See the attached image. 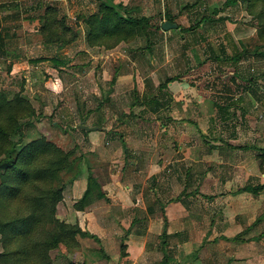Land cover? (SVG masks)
<instances>
[{"label": "rangeland", "instance_id": "374dc122", "mask_svg": "<svg viewBox=\"0 0 264 264\" xmlns=\"http://www.w3.org/2000/svg\"><path fill=\"white\" fill-rule=\"evenodd\" d=\"M105 1L121 4L134 16L148 17L144 34L125 41L111 40L100 46L90 45L86 38L85 19L97 11L98 0H0V32L7 36L4 38L5 51L0 50V92L9 98L19 94L35 110V114L23 126L25 144L45 139L64 151L74 152L73 167L58 179L60 182H67L65 189L74 182L80 188L86 186V189L89 177L97 180L96 176L102 175L104 180L105 176L121 173L122 164L123 178H127L122 182L128 184V176L135 172V165L130 166V157L126 155L133 148H146L135 144L136 140L147 141L146 133H143V138L138 139L134 130L139 132L153 125L159 126L162 118H170L174 122L179 120L186 123V128L193 126V101H190L184 118L177 117L176 113L181 103L169 99L167 93L158 95V101L165 104L159 103L157 112L151 111L150 104L139 103L149 102V96L156 95L157 86L167 78L178 76L181 82L185 81L189 89L184 96L191 100L201 83L206 89L203 91L207 99L206 109L210 107L208 100H211L219 106L218 110L231 113L235 109L227 102V98L235 93L238 86V90L240 86L246 89L250 87L248 95L243 93L246 99L257 98L260 103L264 98V56L254 54L257 46H264V0H257L251 7L246 0H172L174 3L169 6L164 5L161 0H156L153 4H149L147 0ZM47 7L52 8L54 18L72 28L75 35L73 41L60 46L53 38L47 40L43 37L40 28ZM168 18L178 24L179 35L167 41L161 36H164L163 32L171 34L170 29L163 31L162 28L151 35V27L162 24ZM201 30H208L210 35L200 39L198 34ZM226 30L233 33L232 39L223 35ZM189 31L193 33L188 34ZM226 41L230 44V55L235 52L233 44H239L253 54L237 64L229 61L232 63L230 68L222 71L226 72V79L223 78V73L215 69H210L214 71L210 72L208 66H216L210 60L205 68H198L195 72L182 57L179 58L182 52L189 59L194 54L204 57L202 51L208 44L218 48L219 44ZM242 48L239 49L243 50ZM260 50L264 51V47ZM14 53L20 56L14 58ZM164 55L170 61L163 59ZM179 59L182 61L177 62ZM194 65H197L196 62ZM231 79L240 80V85L230 83L228 96L219 93L224 88L221 85L224 80ZM252 80L253 85L249 83ZM206 85L211 90L208 91ZM250 104L254 105L252 102ZM233 114L228 120L230 118L233 123L239 124L238 113ZM256 114L263 115L260 122L264 125V108H260ZM118 118L121 119L119 126L113 128ZM219 120L222 122L224 119ZM83 121L88 126L104 128L109 134L92 130L85 132L77 128L76 125L83 124ZM219 124L222 125L220 122ZM186 136L190 139L191 133H186ZM123 157L127 160L122 159ZM115 184L121 188L120 184ZM149 184L150 182L147 189ZM98 185L99 191L103 192L104 182ZM109 188L110 190H105L106 193H117L113 184ZM121 189L128 195L133 194L124 184ZM96 192L94 189L87 198L86 206L99 200ZM83 194L75 197L74 204L69 202L70 205L61 208V202H65L62 192L55 217L65 224L77 225L66 222L73 221V213L70 212L78 210L75 204ZM207 197L200 193L196 196L197 203L204 202ZM104 200L112 202L113 199L105 197ZM118 234L122 235L124 231L119 230ZM91 235L93 237H77L76 247L60 246L49 251L50 264H86L87 255L93 249H97L96 252L100 249L97 236Z\"/></svg>", "mask_w": 264, "mask_h": 264}, {"label": "crops", "instance_id": "0c3cea01", "mask_svg": "<svg viewBox=\"0 0 264 264\" xmlns=\"http://www.w3.org/2000/svg\"><path fill=\"white\" fill-rule=\"evenodd\" d=\"M161 1L167 6L174 3L172 0ZM147 2L153 4L156 0ZM169 31L171 34L163 32L164 36H161L167 41L179 35L177 28ZM208 35V30L198 34L200 39ZM223 35L232 39L233 33L226 30ZM228 46V41L219 44L218 48L208 44L202 51L204 57L194 54L189 59L182 52L179 58L182 57L195 72L205 68L210 60L216 66L211 68L209 65V70L223 73L226 79L227 74L222 71L230 68L232 63L227 59L233 55ZM240 47L243 46L233 44L234 51ZM164 58L170 61L168 56L164 55ZM233 82L240 85V80H224L221 85L225 89L219 93L228 96V85ZM249 83L253 85V80ZM198 86L192 100L184 96L189 89L185 81H172L163 91L169 99L181 103L177 117L184 118L190 101L195 103L191 128H186V123L179 120L162 118L159 126L153 125L139 132L134 130L138 139L146 133L147 141L136 140L134 143L144 145L145 150L133 148L126 155L130 157V166L135 165V172L128 176V184L122 182L127 179L123 178L124 164L119 174L105 176L104 180L102 175L100 179L96 176L98 184L104 182L103 196H96L99 200L70 212L73 221L66 223H76L81 230L96 235L100 243L98 252L93 249L87 255L86 264H264V187L256 194L244 190L245 187L264 186V158L261 156L264 153V125L260 122L263 115L256 114L264 108V98L260 103L257 98L246 99L243 93L248 95L250 87L240 86L238 90L239 86H236L235 93L227 98L235 110L231 113L218 110L219 106L211 100L206 109L207 99L203 94L206 89L201 83ZM157 102L148 103L152 106L151 111L157 112L159 103L165 104ZM139 103L146 105L143 101ZM234 111L240 117L239 124L228 120ZM219 118L225 121L221 122ZM119 121L120 118L113 128L119 126ZM83 124L86 125L84 121ZM88 127L95 128L93 132H109L101 127ZM189 132L190 139L186 136ZM121 153L120 150L119 155ZM115 183L121 188L124 184L133 194L128 195ZM111 184L117 189L116 194L105 192L110 190ZM85 187L80 188L74 182L66 188L61 208L70 205L69 202L74 204L75 197L83 194ZM200 193L208 197L197 203L196 196ZM105 197H112V202L105 201ZM119 230L124 234H118Z\"/></svg>", "mask_w": 264, "mask_h": 264}, {"label": "trees", "instance_id": "16d2710c", "mask_svg": "<svg viewBox=\"0 0 264 264\" xmlns=\"http://www.w3.org/2000/svg\"><path fill=\"white\" fill-rule=\"evenodd\" d=\"M246 1L251 7L257 0ZM97 7V11L85 19L86 38L90 45L100 46L111 40L125 41L144 34L148 17L134 16L121 4L105 0H98ZM51 10L47 7L42 17L40 32L43 37L47 40L53 38L60 46L73 41L72 28L54 18ZM166 21L174 23L172 18ZM151 28V35H154L155 30L161 29V24ZM4 38L7 36L0 32V50L3 52L6 47ZM263 47L257 46L254 54L264 56V51L260 50ZM250 53L235 49L227 60L237 64L253 55ZM19 56L13 54L14 58ZM176 80H179L178 76L167 78L157 86L156 95L149 96V102L145 103L158 104V95ZM34 114L35 110L27 99L19 94L9 98L0 92V264H50L48 255L52 249L76 247L77 237H93L79 226L65 224L55 217L56 206L67 185L58 179L73 167L74 152L64 151L45 139L25 144L23 126ZM261 156L264 158V153ZM263 187H245L244 190L256 194ZM94 189L97 197L103 196L96 179L89 177L82 198L75 204L78 210L84 208Z\"/></svg>", "mask_w": 264, "mask_h": 264}, {"label": "water", "instance_id": "95a60500", "mask_svg": "<svg viewBox=\"0 0 264 264\" xmlns=\"http://www.w3.org/2000/svg\"><path fill=\"white\" fill-rule=\"evenodd\" d=\"M161 28L163 31H167L169 29H174V28H177V24L176 23H173V22H170V21H164L162 24H161ZM77 128H80V129H83V130H86V131H91L95 128H92V127H88L84 124H79L77 125Z\"/></svg>", "mask_w": 264, "mask_h": 264}]
</instances>
